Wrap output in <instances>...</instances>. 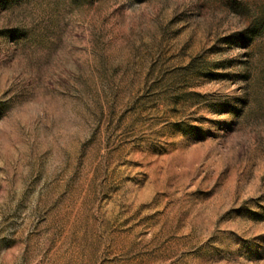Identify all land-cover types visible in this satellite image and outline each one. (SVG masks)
<instances>
[{
    "label": "rangeland",
    "instance_id": "rangeland-1",
    "mask_svg": "<svg viewBox=\"0 0 264 264\" xmlns=\"http://www.w3.org/2000/svg\"><path fill=\"white\" fill-rule=\"evenodd\" d=\"M0 264H264V0H0Z\"/></svg>",
    "mask_w": 264,
    "mask_h": 264
}]
</instances>
